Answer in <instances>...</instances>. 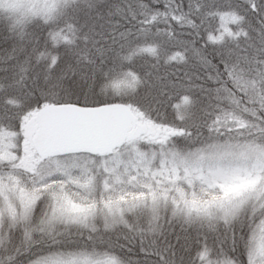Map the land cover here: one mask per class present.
Returning <instances> with one entry per match:
<instances>
[{
  "label": "snow or ice",
  "instance_id": "6c2138e0",
  "mask_svg": "<svg viewBox=\"0 0 264 264\" xmlns=\"http://www.w3.org/2000/svg\"><path fill=\"white\" fill-rule=\"evenodd\" d=\"M0 264H264V0H0Z\"/></svg>",
  "mask_w": 264,
  "mask_h": 264
}]
</instances>
